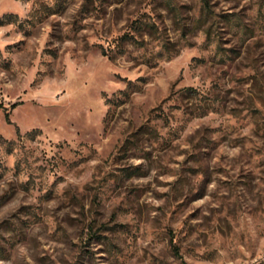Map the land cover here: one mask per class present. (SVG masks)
<instances>
[{
	"label": "rangeland",
	"instance_id": "374dc122",
	"mask_svg": "<svg viewBox=\"0 0 264 264\" xmlns=\"http://www.w3.org/2000/svg\"><path fill=\"white\" fill-rule=\"evenodd\" d=\"M0 264H264V0H0Z\"/></svg>",
	"mask_w": 264,
	"mask_h": 264
},
{
	"label": "trees",
	"instance_id": "16d2710c",
	"mask_svg": "<svg viewBox=\"0 0 264 264\" xmlns=\"http://www.w3.org/2000/svg\"><path fill=\"white\" fill-rule=\"evenodd\" d=\"M5 120H6L7 122H9V119H8V114H5ZM174 251H175V253H177V252H178L176 248H174Z\"/></svg>",
	"mask_w": 264,
	"mask_h": 264
}]
</instances>
